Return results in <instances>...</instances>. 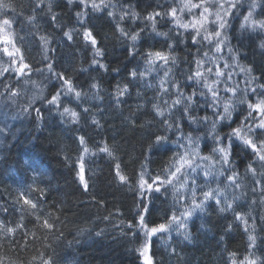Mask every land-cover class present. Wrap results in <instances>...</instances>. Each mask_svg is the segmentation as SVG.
Returning a JSON list of instances; mask_svg holds the SVG:
<instances>
[{"label":"trees","instance_id":"obj_1","mask_svg":"<svg viewBox=\"0 0 264 264\" xmlns=\"http://www.w3.org/2000/svg\"><path fill=\"white\" fill-rule=\"evenodd\" d=\"M47 2L48 0H44L43 10L36 9L33 13L36 0H5L15 11L11 8L0 10V19L13 20L10 31L16 33L17 46L24 50L26 62L32 64L34 69L45 68L39 37L49 36L52 42L48 55L55 70L64 71L71 77L77 90H82L87 95L81 98L80 107L70 98L63 100V103L80 112V121L74 124L70 118L62 119L55 108L47 105L46 99H40L50 97L60 88L59 82L52 79L46 69L43 73L34 71L19 82L17 74L8 73L0 82V93H4L6 84L20 90L14 103L8 99L7 93L0 95V129H3L0 132V207L8 209L6 213L0 212V221L7 227H15L21 222L24 225L23 232L17 230L11 238L0 232V259L4 260V264H41L42 260L49 258L53 264H144L137 251L144 242V235L135 228L129 230L127 227L128 222L135 224L133 218L138 210L137 205L143 201L148 206L146 223L152 227L167 223L173 212L180 216L186 207L191 206V193L184 188L174 193L173 188L168 187L166 192H149L145 188L144 195H141L138 186L140 173L145 172V179L149 183V176L165 179L162 170L172 165L171 157L174 153L183 152L175 143L168 144L167 152L155 149L149 152L153 134L167 135L169 141L179 140L186 147L187 144L174 128L171 131L165 129L161 123L162 118L155 116L151 107L153 103L166 107L163 101L170 104L175 99L174 94H159L158 85L163 78V69L157 65L156 71L146 79L136 80L129 76V72L133 69L138 73L144 71L146 51H167V45L173 43L176 44L173 54L177 56L178 63L172 68L170 78L179 82L186 94H190L193 88L198 93L202 90L199 85L186 80L192 66L184 63V58L191 61L189 52L195 54L197 51L188 33L175 28L168 18H158L157 31L168 33L166 37L158 36L151 31V24L142 18L153 10L163 11L169 6H176L179 0H112L117 5L116 9L96 13L89 10L87 27L93 30L99 47L104 51V56L97 59L108 66L107 72L92 65L93 50L78 31L73 32L72 41L63 37V32L69 28L81 29L74 15L81 10L80 5L75 0L71 5L66 0H52V11L49 13ZM192 2L197 3L199 0ZM241 3L242 7L236 17L230 20L231 27L226 30L230 44L222 53L217 54L216 63L223 69L224 60H227L232 66L234 80L243 88L249 75L240 72L236 65L251 66L256 76L264 74V50L258 47L264 40V33L246 31L241 35L239 24L242 22V14H247L251 0H241ZM157 5L163 7L157 9ZM129 6L141 16L135 23L130 19L119 20V12ZM108 11H116V19L109 17ZM196 13L197 10L193 9L192 13L185 10L182 14L178 12V15L182 23H187L192 19L190 14ZM33 14L36 16L34 24L26 19ZM52 14L57 15L56 23L61 25L60 28L51 21ZM255 18L264 19L261 8L256 9ZM117 23L129 32L144 29L140 42L135 45L136 55H128L132 45L117 31ZM209 30H212L210 25ZM178 37H182L185 43H178ZM227 47L239 51L238 60L234 62L231 59ZM51 49L56 51L52 52ZM201 50L208 52L209 56L214 54V48L206 43L201 46ZM9 63V58L0 53V67H7ZM206 66L213 67L207 62ZM211 79L214 76H210L209 80ZM92 83L100 84V99L90 88ZM258 83H264V79L257 80L252 87ZM125 84L128 85L129 92L120 97L117 103L116 86L123 87ZM220 94L224 98L230 95L223 92ZM34 96L37 99L32 107L40 109L42 121L37 119L35 111L22 110ZM199 103L201 107L194 112L190 110L189 114L197 117L207 115L215 119L212 109L205 107L203 97ZM81 108H88L89 112L83 113ZM244 113L246 106H238L233 113L235 122L232 127L239 123L237 115ZM93 117L99 121L100 127L92 123ZM163 119L169 122L179 120L185 136L188 133L194 137L204 136L206 127L210 126L191 124L178 109ZM230 131L227 122L217 125V132L221 136ZM80 135L86 137L88 146L95 153L86 155L83 161L85 179L89 183L87 192L76 176L77 160L81 155L76 138ZM105 141L112 149L111 157L97 151ZM214 147L215 142L211 137H206L200 141V154L211 155ZM65 157L68 159L65 160ZM213 159L218 157L213 156ZM252 159L250 153L242 150L238 143L234 145L233 160L240 175L241 189L227 187L228 182L224 176L209 178L208 184L203 179L197 180V185L202 186L196 189L197 202L202 198V192L219 185L225 189L229 200L233 194L238 197L233 203V210L221 213L214 201L207 202L204 212L197 210L184 221L191 234L190 240L184 238L185 229H178L177 224H172L169 231L153 235L149 241V255L153 256L157 264H232L233 259L236 264H241L245 257L259 258V264L260 260H264V192L260 191L264 187V178L259 175L253 178L245 172ZM145 164L146 170L142 167ZM117 165L119 171L128 177L127 183L119 181L116 175ZM253 167L257 168L258 173L261 171L256 164ZM255 180H260V184H256ZM29 188L44 190V196L32 192L29 198L42 201L41 211L37 214L54 223V230L44 229L33 214L17 203L19 192L23 191L27 195ZM253 188L256 189L255 192L252 191ZM241 191L243 196L240 195ZM237 213L246 217L247 231L245 225L236 219ZM56 217L59 219L56 220ZM101 232L102 235L98 236L97 233ZM133 232H137V235L134 236ZM249 235L256 237L254 247L249 246ZM230 253H235V256L231 257Z\"/></svg>","mask_w":264,"mask_h":264},{"label":"snow or ice","instance_id":"obj_2","mask_svg":"<svg viewBox=\"0 0 264 264\" xmlns=\"http://www.w3.org/2000/svg\"><path fill=\"white\" fill-rule=\"evenodd\" d=\"M66 2L71 5L74 0H66ZM75 2L81 7L80 11L74 13L76 22L81 25V29L75 30L69 28L67 31L63 32V37H65L67 41H72L73 32L78 31L79 35L82 36L84 41L88 43L93 50L92 65H96L103 71L107 72L108 66L101 63L100 59H97L104 56V51L99 47V41L94 35L93 30L87 27L88 12L89 10L96 13L106 9H116L117 5L113 3L112 0H75ZM44 6V0H36V8L32 10L33 13H35L36 9L43 10ZM46 7L49 13H51L52 0H48ZM161 7L163 6L157 5V9ZM240 7H242L241 0H199L198 3H193L192 0H180L176 6H169L164 8L163 11L153 10L142 17L151 24V31L158 36L166 37L168 35L166 32L157 31L158 18H168L174 24L175 28L183 29L188 33L191 43L196 47L197 51L195 54L189 52V55L192 56L191 61L184 58V63L192 66L190 74L186 75V80L194 82L202 89L198 93L197 90L193 88L191 89L190 94H186L180 83L174 78H170L169 74L172 72V68L178 63L177 56L173 54L176 47V44L173 43L167 45V51H146L144 71L138 73L133 69L129 72V76L133 80H136L138 78L146 79L156 71L157 65L159 68L163 69V78L160 79L158 85L159 94L161 96L174 94L175 99H173L170 104L166 100L163 101L166 107H161L159 103H153L151 107L155 116L162 118L161 123L165 129L171 131L174 128L176 132L180 133L181 138H183L187 144L186 147L185 144L179 143V140L169 141L167 135L153 134L154 139L149 145V152L153 151V149L156 151L167 152L169 151V143H175L179 149L183 150V152L182 154L180 152L174 153L171 157L173 161L172 165L162 170L165 173V179H161L160 176H149V179L151 180V183H149V180L145 179V172L142 171L140 173L138 186L141 190V195H144L145 188H147L149 192H161L162 190L166 192L168 187H172L174 193H178L181 188H184L191 193V206L186 207L180 216H177L173 212L167 223H160L152 227L146 223V216L149 214L148 206L144 204L143 201L140 205H137L138 210L133 218L135 224L128 222L127 227L129 230L135 228L138 232H142L144 235V242L141 244L140 248L137 249L144 264H157L153 256L149 255L150 238L155 234L169 231L172 224H177L178 229L184 228V238L190 240L191 234L187 231L184 221L190 218L197 210L204 212L207 202L214 201L218 211L221 213L233 210V203L238 199L235 194H233L232 199L229 200L225 189L220 188L219 185H217L216 188L209 187L208 191L202 192V198L197 202L196 189L197 187H202L197 185L198 179H203L205 184H208L210 182L209 178L215 179L217 176L225 177V180L228 182L227 187L234 189L242 188V185L239 182L240 175L239 172L236 171L235 162L233 160L234 145L236 143L241 146L242 150L250 153L253 157V159L247 164L245 172L251 174L253 178L257 175L264 178V83H258L255 87H252L254 82L264 79V74L256 76L253 74V68L251 66H240L237 64L236 66L240 68V72L249 75V79L245 81L244 87L241 88L240 84L233 78V72L231 71L232 66L229 65L228 61L224 60L223 69H221L220 65L216 63L217 54L222 53L225 47L230 44V39L226 34V30L231 27L230 20L236 17ZM10 8L15 11L10 3H5V0H0V10H7ZM257 8H261L262 12H264V0H251L247 14H242V22L239 24L241 35L246 31L250 33H264V19L255 18ZM193 9L197 10L199 16L197 17L196 15H193L189 22L182 23L178 12L182 14L187 10L189 13H192ZM107 15L112 19H116L117 12L108 11ZM26 19L29 23L34 24L36 16L33 14ZM125 19H130L135 23L138 19H141V16L132 8V6H129L123 8L119 12V20L124 21ZM51 21L55 23L57 28L61 27L60 24L56 23V14L51 15ZM209 25L212 30H209ZM12 26V19H0V53L8 57L10 60L7 67H0V82L6 78V74L8 73L17 74V82H19L21 78L30 76L34 71L43 73L46 69L51 74V78L59 82L60 88L52 93L50 97H40V99H46L47 105L51 108H55L62 119L67 117L70 118L72 123H79L80 112L63 103V100L65 98H70L77 104V107H80L79 102L83 96L87 95V93H84L82 90H77L71 77L66 75L64 71L57 72L55 70L51 57L48 55L50 51L49 45L52 42L51 38L47 35H40L39 41L42 46V58L45 62V68L34 69L32 64L26 62L27 57L24 54V50L17 46L15 38L16 33L10 31ZM116 29L120 35L132 45L128 50V55H136L137 49L135 48V45L140 42L144 29L140 28L136 31L129 32L124 27H121L119 23H117ZM20 40L22 41L23 38L21 37ZM178 43L183 44L185 43V40L182 37H178ZM205 43L214 48V54L212 56H209L208 52L201 50V46ZM258 47L264 50V40L258 44ZM51 51L55 52L56 50L51 49ZM227 51L231 53V59L234 62L238 60L240 55L238 50H234L232 47H227ZM220 59H223V57L220 56ZM206 62L212 64L213 67L206 66ZM113 71L118 72L119 70L113 69ZM210 76H214V79L209 80ZM25 82L27 83L29 81ZM32 83L35 84L34 81ZM166 84L168 87H165ZM149 87H151V85H149ZM90 88L97 93V98L100 99L98 95L100 84L92 83ZM128 92L129 88L127 84L123 87L117 85L115 93L117 103H119V98L123 97ZM221 92L230 95H227V98H224L221 96ZM4 93H7L8 99L14 103L16 97L20 95V90L14 89L11 84H6L4 87ZM4 93H0V95H3ZM201 97L204 98L205 107L212 109V115L215 119H212L207 115L197 117L189 114L190 110L194 112L201 107L199 103ZM249 97H251V99ZM36 99L37 97L34 96L32 101L29 102V105L22 110L24 112H29L30 109L35 111L37 119L42 121L43 116L40 109L32 107V104ZM240 105L246 106V113L242 115L238 114L237 118L239 119V123L235 127H232L231 125L235 122L233 120V113L236 112L237 107ZM177 109L191 124L199 123L210 125L206 127L205 135H197L194 137L191 133H188L185 136L179 120L169 122V120L163 119L166 115L171 116L173 110ZM81 111L83 113H88L89 109L81 108ZM221 122H227L231 128V131L225 136H221L217 132V125ZM92 123L97 127H100L99 121L94 117ZM198 130L199 129H197V131ZM2 131L3 129H0V132ZM206 137H211L215 142L216 147L212 148L211 155L202 156L200 154V141ZM76 139L81 149V155L77 160L78 170L76 176L83 190L87 192L89 189V183L85 179L83 161L86 155H93L95 153L88 146L85 136L80 135L77 136ZM97 151L105 153L110 157L113 155L112 149L107 141L103 142V145L99 147ZM213 156L218 157V159L214 160ZM67 159L68 157H65V160ZM253 164H256L261 168L259 173L257 172V168L253 167ZM142 167L146 170V164ZM116 168V175L119 181L127 183L128 177L119 171V165H117ZM226 173H230V175H226ZM181 177L183 178L182 182ZM189 181H191V185H189ZM255 183L260 184V180H255ZM177 184H179V187H176ZM252 191L255 192L256 189L253 188ZM260 191L264 192V187H261ZM32 192H38L41 197L45 195L44 190L42 189L29 188L27 195L23 191L19 192L17 203L33 214L36 221L39 222L44 229L54 230V223H50L49 219H44L41 215L37 214L41 211L42 201L29 198ZM240 195H244L243 191H241ZM7 211L8 209L6 207H0V212L6 213ZM55 219L58 220L59 218L56 217ZM105 219H107V217ZM236 219L245 225V230L247 231L248 221L246 217L243 214L237 213ZM230 228L231 226H229V230ZM17 230L23 232L24 225L22 222L17 223L15 227H7L3 221H0V232H3L5 237H14ZM121 234L123 235L124 233ZM24 235L26 236L27 233L25 232ZM97 235H102V232L97 233ZM133 235H137V232H133ZM248 239L250 241L249 246L254 247L256 237L249 235ZM13 242L15 241L13 240ZM172 251L175 252V249H172ZM230 256L234 257L235 253H230ZM258 260L259 258L251 259L250 257H245L241 264H258ZM0 264H4V260L0 259ZM41 264H53V261L49 258L47 260H42ZM232 264H236L235 259L232 260ZM259 264H264V260H260Z\"/></svg>","mask_w":264,"mask_h":264},{"label":"rangeland","instance_id":"obj_3","mask_svg":"<svg viewBox=\"0 0 264 264\" xmlns=\"http://www.w3.org/2000/svg\"><path fill=\"white\" fill-rule=\"evenodd\" d=\"M179 2H180V0H179ZM198 3V2H197ZM193 15H196L197 17L199 16V13H196V14H190V16H192L193 17ZM211 19V18H210Z\"/></svg>","mask_w":264,"mask_h":264}]
</instances>
